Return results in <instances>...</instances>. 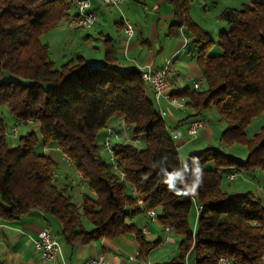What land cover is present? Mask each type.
<instances>
[{"label":"trees","instance_id":"obj_1","mask_svg":"<svg viewBox=\"0 0 264 264\" xmlns=\"http://www.w3.org/2000/svg\"><path fill=\"white\" fill-rule=\"evenodd\" d=\"M164 1L173 11L170 31L182 32L195 46L204 85L173 96L183 98L197 119L215 107L227 124L222 141L243 146L247 158L209 147L190 155L185 171L141 70L121 67L110 47L102 65L77 57L57 68L42 36L70 18L73 0H0V108L10 112L16 125H37L41 135L30 131L11 147L0 118V218L13 224L29 213H43L61 225L60 237L71 248L134 234L145 259L160 241L147 242L132 220L154 210L161 227L182 237L171 264L190 259L195 264H220L221 259L261 264L263 201L252 192L231 194L224 182L232 173L264 174V125L252 138L247 135L252 121L264 116V0L221 13L228 30L219 33V54L212 53L210 34L190 15L193 0ZM120 121L146 146L116 144L111 162L98 138ZM51 148L59 149L82 176L80 185L87 190L81 204L67 186L58 185L59 166L44 153ZM194 161L202 171L195 196L185 187L191 185ZM173 178L175 189H170L165 181ZM133 187L144 206L137 204ZM194 207L202 213L192 231Z\"/></svg>","mask_w":264,"mask_h":264},{"label":"crops","instance_id":"obj_2","mask_svg":"<svg viewBox=\"0 0 264 264\" xmlns=\"http://www.w3.org/2000/svg\"><path fill=\"white\" fill-rule=\"evenodd\" d=\"M90 1L92 10L97 16L93 29H69L68 20H64L54 30L56 35L62 38V45L67 47L62 56L64 64L77 57H83L90 64L102 65L105 62L107 49L110 47L117 63L123 68H137L141 71L162 69L171 62L174 73L167 89L171 95L186 88H193L194 82L201 80L195 61L196 50H191L192 42L188 41L182 32L177 34L170 31L173 11L164 0H123L117 7L104 6L100 0ZM73 6L76 9L74 2ZM75 12L71 11L70 17ZM123 19L129 20L134 26L135 34L131 39L124 34ZM84 32H87L86 36ZM77 46L80 47L79 50ZM148 96L151 100L153 99L150 90H148ZM162 107L171 110L166 101L162 103ZM169 118L170 126L182 125L174 112ZM19 126L27 129L26 133L39 129L37 125L31 123ZM201 133L208 139L214 134L208 124ZM186 144V140L178 138L179 147H184ZM44 153L50 157L53 155L51 149H45ZM57 155L60 156V153ZM246 158L247 156L242 159ZM58 166V185L67 186L71 196L75 189L87 190L86 186H81L75 179V171L72 168L67 164ZM241 177L242 175L235 181L224 182V185L225 183L228 185V190L232 191L231 194L244 193L240 190L241 186L235 187L236 190L230 189V184L238 182ZM262 178V183L257 182V196L264 204V174ZM191 193L194 196L197 194L196 190ZM81 202L82 200L78 204ZM132 222L142 230L147 242L160 241V244L145 259L141 258L140 246L134 234H126L115 240L101 239L88 245L71 248L63 243L60 237L61 225L43 213H29L13 224L5 223L0 218V264H53L40 258L34 247L39 233L45 229H48L61 242L58 264H89V261L99 254L104 255L107 264H143L144 262L171 264L173 260L166 261L169 255L174 254L175 246L178 245L175 232L167 231L158 224L157 220L153 221L145 214L137 216ZM171 248L172 253L164 254L163 259L159 257L160 252L165 249L171 250ZM190 263L195 264L193 259H190Z\"/></svg>","mask_w":264,"mask_h":264},{"label":"rangeland","instance_id":"obj_3","mask_svg":"<svg viewBox=\"0 0 264 264\" xmlns=\"http://www.w3.org/2000/svg\"><path fill=\"white\" fill-rule=\"evenodd\" d=\"M251 3H252V0H193L191 4L190 15L196 23H198L205 31H207L210 34L211 40L214 41V46L212 48L213 54L221 53V50L219 47V33L221 31L228 30V25L224 23L223 21H221L220 19L221 13L227 8L240 10L246 5H251ZM71 11L73 12L76 11L74 6ZM75 14L76 12L73 15ZM83 34L84 36H86L87 32H84ZM42 42L50 45L51 58L56 63L57 68H60L64 64L63 62L64 60L62 56L65 50H67V47L62 45V38H60L59 35H56V31H54V32L44 34L42 36ZM192 46L193 47L191 48V50L194 51L195 47L193 44ZM77 49L79 50L80 47L77 46ZM202 87L204 88L203 84H202ZM163 110H165L167 114V111L169 109L166 110V108H164ZM172 112L175 113V115L178 117V120L180 121L182 125L179 124L177 126L176 124L175 125L172 124V126H170L171 119L169 118V116L170 114L172 115ZM168 113L169 115L167 114L165 119H166V123L168 127H170V131H174L180 137V139L186 140L187 142V144L184 147H179L178 149L179 156H180L181 162L184 167L190 155L203 151L209 147L218 149L228 155L235 156L238 159H242L247 156V150L243 146H240V145L228 146L222 141V135H223V132L227 129V124L220 119V116L215 107H212L209 110H205L199 116L201 117V119H206L208 121V126L214 132V134L211 135L212 137L210 139L203 136L201 132L196 138H192L187 135L186 126H187L188 121L197 119L194 117L195 113L192 109L187 108L183 112H178V111L171 109L168 111ZM0 118H3L5 121L7 139H8L9 145L11 147H16L18 145L19 138L26 134L27 129H25L22 126L16 125L14 118L12 117L10 112L5 107L0 108ZM263 125H264V116H260L256 118L255 120H253L247 129L248 137L252 138L254 135L260 133ZM14 128H17L18 130V134L16 138L11 136ZM34 132L36 133L37 136L40 135V130L38 128L34 130ZM98 142L100 146L103 147L104 132L100 133ZM145 146H146L145 144L139 145L140 148H144ZM102 154L106 160H109L108 154L106 151L103 150V148H102ZM209 166L213 167V164ZM254 177H256V179H254ZM262 177H263V174L261 173H256L254 175L251 173H244L238 182L230 184V187H231L230 189L236 190L235 187L241 186L242 188H240V190L242 192L244 193L252 192L253 194L257 195L258 193L257 192V182L262 183V179H263ZM246 180L250 181V183ZM224 186L226 190L229 189L226 183ZM228 191L229 193H232V191L230 190ZM83 193H84V190L75 189V191L73 192V201L75 203L80 202L82 200ZM196 224H197V212H196V207H194L191 213V217H190V226H191L192 231H194ZM84 226L88 230L93 229L92 225L86 219H84ZM181 239L182 237L177 236L178 245L175 246L176 249L174 248L175 249L174 254H171V256L169 255L170 252L172 253V248L171 250L165 249L164 251L160 252L159 257L163 259L164 254L167 253L169 257H167L166 262H170L174 260L175 258H177L178 247H179V243ZM157 263H154V264H157Z\"/></svg>","mask_w":264,"mask_h":264},{"label":"built area","instance_id":"obj_4","mask_svg":"<svg viewBox=\"0 0 264 264\" xmlns=\"http://www.w3.org/2000/svg\"><path fill=\"white\" fill-rule=\"evenodd\" d=\"M104 6L117 7L121 4L123 0H100ZM76 5V14L70 17L67 21V27L73 30H91L96 25L97 16L92 10V5L90 0H73ZM123 31L124 34L131 39L135 34V29L133 24L127 20L123 19ZM142 80L147 86L148 90L151 91L153 95V101L158 106L160 114L163 119L166 118V112L163 110L162 103L166 101L170 108L183 112L186 109L185 100L183 98H177L167 92L171 84V77L174 73L172 63L169 62L162 69L153 70H142ZM202 87V81L196 80L193 84V88L198 90ZM208 124L206 119H195L189 122L186 126L187 135L192 138H196L200 132H202ZM14 138L17 136V128L13 129L12 135ZM178 135L174 131H170V140L173 142L175 147L179 149L177 145ZM116 144L139 146L140 140L133 138L130 134L129 126L123 121L109 125L104 131V144L103 150L107 152L109 160L114 162V146ZM53 155L51 158L57 163L67 164L72 168L69 159L61 155L60 150L57 148H51ZM60 153V156L57 154ZM76 180H81L82 176L75 172ZM123 177V176H122ZM55 178L58 180L59 174L56 172ZM239 178L236 173L226 175L227 181H235ZM75 180V181H76ZM264 190V188H263ZM133 196L137 197V204L139 206H144V201L139 197L135 188L132 190ZM202 213V208H197V215ZM146 216L151 220H157V213L154 210L146 212ZM170 231L169 228H166ZM34 247L40 258L50 261L53 264H58V256L61 253V242L58 238L54 237L48 229L43 230L39 233L38 239L34 242ZM89 264H107L103 254H99L89 261ZM143 264H154L150 262H144ZM186 264H191L187 261ZM220 264H231L227 259H221ZM264 264V261L261 263Z\"/></svg>","mask_w":264,"mask_h":264},{"label":"clouds","instance_id":"obj_5","mask_svg":"<svg viewBox=\"0 0 264 264\" xmlns=\"http://www.w3.org/2000/svg\"><path fill=\"white\" fill-rule=\"evenodd\" d=\"M194 163H196V167L193 169V172H192L193 178H192L191 185L190 186L187 185V184L185 185V187L187 188V190L189 192H192V191L195 190V188L199 185L200 180H201V176H202V171H201V168H200L198 162L197 161H194ZM184 170L187 171L186 166H185V169ZM176 176L177 177H180V182L181 183L184 182L181 173H176ZM165 182L168 184V186H169L170 189H175V183H176L175 178L168 179ZM177 192L179 193V190H177Z\"/></svg>","mask_w":264,"mask_h":264}]
</instances>
